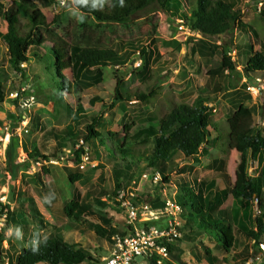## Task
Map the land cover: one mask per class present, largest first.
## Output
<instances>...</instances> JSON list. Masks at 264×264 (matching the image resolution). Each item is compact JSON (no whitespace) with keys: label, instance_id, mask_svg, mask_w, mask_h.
I'll return each mask as SVG.
<instances>
[{"label":"rangeland","instance_id":"1","mask_svg":"<svg viewBox=\"0 0 264 264\" xmlns=\"http://www.w3.org/2000/svg\"><path fill=\"white\" fill-rule=\"evenodd\" d=\"M0 1L7 8L16 7L23 28L31 27L32 13L43 14L50 21L56 20L57 23L52 28L58 42L53 43V37L50 36L46 38L48 44L59 46L62 41L71 44L74 40L85 43L90 37L92 40L98 38L97 23L81 12L75 6L74 0H56L51 5L46 4L45 0ZM181 1V13L188 14L189 17L193 2ZM234 1L242 11L244 28H236L231 35L214 40L221 45L226 42L230 46V56L236 65V71L218 74L219 70L216 68L220 60L206 62L194 51L193 47L201 36L191 30L187 23L181 28L178 19L183 20L184 16L181 13L174 15V9H164L156 2L135 17L130 25H116L113 31L106 29L104 42L119 52L124 60H129L126 66L102 67L97 72L99 80L95 85L80 93L66 95L64 99L57 97L53 87L59 84L54 66H50L47 60L44 64L31 56L30 61L22 66V70L17 71L9 61L7 43L0 38V82H3L7 94L5 102L0 105V240L4 236L3 248L7 250L10 247L9 241L16 246L22 238H29L31 234L34 237L37 231L36 234L40 233L41 236L58 234L70 243L82 244L97 259L110 254L112 243L109 240L97 236L90 223L68 218L63 210L64 202L73 197L76 189L82 195L95 188L114 191L113 165L103 155L100 144L96 142V148L93 149L85 145L90 159L88 162L83 161L85 176L76 184L70 182L65 171L67 160L72 158V146L51 161L38 162L29 159V154L35 147L45 143L43 134L47 130L62 129L72 122V114L67 105L76 110L81 103L92 115L101 117L98 126L100 133L108 138L109 133H119L117 138L121 139L125 133V124L133 122L135 125H132L131 132H134L162 116L168 110L170 101L193 103L200 96L207 98L206 104L212 109L215 120L223 125H226L229 114L240 103H245L254 110L256 128L264 133V73L245 72L252 53L251 47L260 50L261 38H264V23L261 19L264 0ZM7 27V22L0 16V31L7 32ZM145 48H151L152 52L148 54L152 59L150 66L157 72H153L154 77L150 82L149 74H145L144 78L137 75L144 68L145 58L140 52ZM117 69L124 79L123 92H129L132 88L148 90L149 85L154 83L152 89L158 93L152 98V103H142L135 98L115 101ZM69 70L70 68L63 67L67 74ZM258 78L262 80L260 83ZM248 82L253 83L258 91H249ZM246 94H251L252 99L247 101ZM96 98V106L91 107L90 100ZM11 140L14 146L10 151V159L8 146ZM54 143L53 141V144L44 148L45 154L50 155L55 151ZM112 144L111 141L109 145L113 147ZM151 144L150 140L138 146L145 148ZM237 144L236 137L232 136L230 154L223 156L224 166L213 161L219 154L218 149L207 145L205 150L208 153L199 155V162L186 159L182 154L174 156L166 172L170 177L169 182L153 183L150 178L153 170L143 168L146 163H142L143 169L135 175L131 183H124L125 191H133L141 199L139 204H149L152 208L159 209L164 205L154 207L153 204H164L171 200L177 206L173 207L178 222L176 230L182 235L174 240L173 251L162 262L151 260L143 264H209L202 259L206 249L219 258H227V264H237L238 253L249 250L250 255L240 258V264H264V240L262 244L250 241L238 230L237 222L236 248L230 253L225 252L216 247V240L199 229L195 223L189 225L185 222L187 219L183 218L182 207L177 201L178 194L181 193L177 183L179 179L207 182L214 180L219 189H225L234 183L240 184L242 176L238 169L239 159L235 154ZM116 154L119 155V152ZM100 163L103 167L98 166ZM263 168L264 151L255 157L250 152L248 175H262ZM145 173L148 174V179L144 178ZM103 201L108 204L96 205V215L112 217L114 226L125 229V224L121 222L128 220L126 207L118 205L117 201L109 197H104ZM246 209L253 214V221H248V225L253 228L256 217L264 214V192L260 199L255 197L250 203L237 200L230 194L221 207V211L229 216L234 215L235 211L243 214ZM173 218L172 213L165 214L160 226L164 228ZM88 220L95 223L100 221L98 217L88 218L86 221ZM142 261L139 257L138 263L142 264ZM0 264H8V260H0Z\"/></svg>","mask_w":264,"mask_h":264},{"label":"trees","instance_id":"2","mask_svg":"<svg viewBox=\"0 0 264 264\" xmlns=\"http://www.w3.org/2000/svg\"><path fill=\"white\" fill-rule=\"evenodd\" d=\"M45 2L51 5L56 0H45ZM156 2H159L164 9H174V15L181 13L183 6L181 0H84V2L74 0L78 9L97 23L98 38L92 40L90 37L85 43L80 40H74L71 44L62 41L59 42V46H54L46 43V38L52 36V42H58V37L54 35L55 32L52 28L57 23L56 20L50 21L43 14L32 13L31 27L23 28L16 7L7 8L0 1V16L8 24L7 32L0 31V38L7 43L9 61L17 71L22 70V65L28 63L31 56L44 64L47 60L50 66H54L59 84L53 87L57 97L64 99L66 95L80 93L95 85L99 80L97 72L102 67L112 65L121 68L122 65L126 66L129 60H124L119 52L104 42L106 29L113 31L116 25L125 27L130 25L135 17L145 12ZM192 2L191 15L189 17L185 13H181V15L185 18L183 19L184 24L187 23L191 30L201 36L193 47L194 51L206 62L213 59L220 60L216 68L219 70L218 74L224 71H236V65L230 56V46L226 42L221 45L214 39L231 35L236 28H244L241 9L234 0H192ZM261 17L264 23V11H261ZM261 39L260 50L251 47L252 53L245 66L247 74L264 73V38ZM149 52H152L151 48L141 50L140 55L145 58V63L143 71L137 73L142 78L145 74H149V81L146 80V83L153 79V72H156L150 66L152 59L151 55L148 56ZM65 66L70 68L68 74L63 71ZM119 72L120 70L117 69L115 101L135 98L142 103H152V98L158 93L152 89L154 83L149 85L148 90L132 88L129 92H123L124 79L118 74ZM149 90L150 92H148ZM6 97L3 82H0V105L5 102ZM245 99L251 100L252 95L246 94ZM97 101L98 98L91 99V107H95ZM206 101V97L200 96L193 103L170 101L168 110L148 126L131 132L132 125L135 124L133 122L125 124V133L121 139L117 138L119 133H109V138L100 133L98 126L101 117L96 114L92 115L81 103L78 104L76 110L67 105L70 114H72V122L62 129L47 130L43 134L45 143L36 146L29 154V159L38 162L51 161L57 159L60 154L63 155L64 151L72 146L73 159L71 158V160H74L76 164L70 166L69 160H67L65 171L70 182L76 184L85 176L84 168L82 169L80 166L82 154L86 152L85 145H88L89 149H93L96 148V142H98L103 155L113 165L114 191L109 192L106 189L95 188L86 195H82L76 189L73 197L64 202L63 210L68 218L90 223L97 236L112 242L115 235L126 236L134 228L124 221L121 223L125 224V229H120L118 226H114L112 217L96 215V205L106 206L108 204L103 201L104 197L116 201L118 192L125 189L124 183L127 181L131 183L135 175L143 168L153 170L154 174L160 172L163 181L159 183L169 182L170 177L166 172L174 156L182 154L186 159L199 162L198 156L208 153L205 150L207 145L218 149L219 154L213 161L224 166L225 158L223 156H229L231 139L232 136H235L238 143L235 154L239 159L238 169L242 176V182L234 183L225 189H219L214 180L207 182L197 179L192 181L179 179L177 183L181 193L178 194L177 201L182 207L183 218L187 219L185 222L189 225L195 223L199 229L213 237L216 240V247L219 249L230 253L236 248L238 235L235 232V225L237 222L238 230L246 238L262 244L264 214L256 217L253 223L254 227L251 228L248 225V221H253L251 211L246 209L243 214L235 211L234 215L229 216L221 211V207L230 194L235 199H241L246 203H250L255 197L260 199L263 196L264 168L262 175L249 176L247 166L250 152L255 157L264 151V133L256 128L254 110L245 103H240L227 117L226 125H223L215 120L212 109L206 104ZM150 140L152 141L151 146L145 148L138 146L146 144ZM53 141L55 142V151L50 155L45 154L44 148H47L48 144H53ZM111 141L113 147L109 145ZM78 144L80 147H76ZM13 146L14 142L11 140L8 146L10 159V151ZM116 152H119V155ZM142 163H146V167L142 168ZM98 166L103 167L101 163ZM47 171L49 170L47 169ZM134 200L138 203L141 202L139 197ZM116 203L120 205L119 201ZM163 205V203L153 204L154 207ZM96 217L100 220L98 223L86 221L88 218ZM36 232L34 237L31 234L29 238L24 240L22 238L16 246L9 241L10 247L7 250L2 246L5 239L2 236L0 260H8V264H90L98 262L102 258H95L82 244L70 243L58 234L41 236ZM167 245L172 252L174 243H167ZM34 247L37 249L36 251H33ZM248 252L249 250H245L238 253V260L235 259L238 261L237 264H240V258L250 255ZM202 259L209 264L228 263L227 258H219L213 255L209 249H206Z\"/></svg>","mask_w":264,"mask_h":264},{"label":"built area","instance_id":"3","mask_svg":"<svg viewBox=\"0 0 264 264\" xmlns=\"http://www.w3.org/2000/svg\"><path fill=\"white\" fill-rule=\"evenodd\" d=\"M178 22L181 24V28H184V20L178 19ZM261 81L258 78V82L260 83ZM247 84L249 91H258L253 83L248 82ZM20 91L18 90V92ZM77 147H80V144ZM89 159L88 152L82 154L81 168H85L83 161L88 162ZM69 163L72 166L76 164L74 160L70 159ZM144 178L148 179V174L145 173ZM150 178L153 183L163 181V176L159 172L151 175ZM136 197L137 195L133 191L122 189L118 192L115 200L120 202V206L126 207L128 211L127 223L132 225L134 230L126 236L115 235L112 239L110 254L103 256L98 262L90 264H141L140 262L138 263L139 257L143 259V264V262L151 260L162 262L163 259L169 256L171 252L167 243L173 244L174 240L182 235L176 230L178 222L175 219L176 210L173 207L177 208V206H175L173 201L168 200L164 202L162 208L154 209L149 204H139L134 200ZM169 213H172L174 218L169 220V224L164 225L165 227L163 228L160 223L165 214Z\"/></svg>","mask_w":264,"mask_h":264},{"label":"clouds","instance_id":"4","mask_svg":"<svg viewBox=\"0 0 264 264\" xmlns=\"http://www.w3.org/2000/svg\"><path fill=\"white\" fill-rule=\"evenodd\" d=\"M81 2H84V0H81ZM180 20H181V19H180ZM23 65H24V64H23ZM23 65H22V66H23ZM69 164H70V163H69ZM74 166H75V165H74ZM159 173H160V172H159ZM153 174H154V173H153ZM111 243H112V242H111ZM35 244H36V243L34 242V245H35ZM36 250H37V249L34 247V248H33V251H36Z\"/></svg>","mask_w":264,"mask_h":264}]
</instances>
